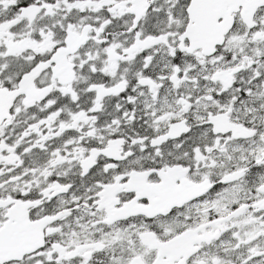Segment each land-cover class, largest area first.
I'll return each mask as SVG.
<instances>
[{"label": "snow or ice", "instance_id": "6c2138e0", "mask_svg": "<svg viewBox=\"0 0 264 264\" xmlns=\"http://www.w3.org/2000/svg\"><path fill=\"white\" fill-rule=\"evenodd\" d=\"M0 264H264V0H0Z\"/></svg>", "mask_w": 264, "mask_h": 264}]
</instances>
